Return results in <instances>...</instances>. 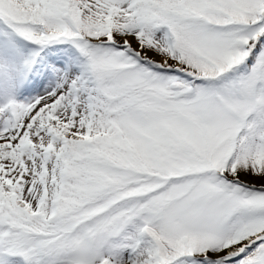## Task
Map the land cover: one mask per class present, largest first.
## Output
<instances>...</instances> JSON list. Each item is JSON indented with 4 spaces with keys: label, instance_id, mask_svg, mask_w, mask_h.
Segmentation results:
<instances>
[{
    "label": "snow or ice",
    "instance_id": "snow-or-ice-1",
    "mask_svg": "<svg viewBox=\"0 0 264 264\" xmlns=\"http://www.w3.org/2000/svg\"><path fill=\"white\" fill-rule=\"evenodd\" d=\"M0 264H264V0H0Z\"/></svg>",
    "mask_w": 264,
    "mask_h": 264
}]
</instances>
